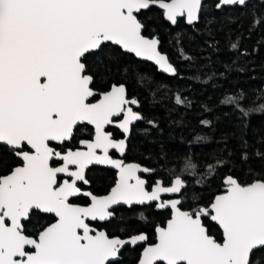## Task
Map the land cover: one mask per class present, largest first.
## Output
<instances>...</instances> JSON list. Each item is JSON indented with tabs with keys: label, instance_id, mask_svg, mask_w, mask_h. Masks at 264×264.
<instances>
[{
	"label": "snow or ice",
	"instance_id": "1",
	"mask_svg": "<svg viewBox=\"0 0 264 264\" xmlns=\"http://www.w3.org/2000/svg\"><path fill=\"white\" fill-rule=\"evenodd\" d=\"M248 3L216 0L214 7ZM152 6L172 25L178 18L193 25L205 0H0V150L19 161L0 175V264H119L126 245L147 240L143 234L121 239L99 230L97 222L113 219L121 205L170 211L138 264H264V164L257 170L249 163L264 161V153H250L246 140L239 145L240 163L260 178L241 184L226 177L223 194L208 205L190 197L180 168L170 170L175 178L167 186L156 181L149 191L138 173L150 169L111 154L126 153L131 126L142 117L123 85L97 96L87 60L110 42L176 75L158 51L159 40L142 34L146 24L138 17ZM246 99L241 92L221 103L247 115ZM177 103L184 101L178 96ZM109 125L124 137L114 139ZM177 163L184 170L196 167L191 158ZM94 165L116 170L107 195L81 187L90 185L87 171ZM81 198H87L83 205L73 203ZM186 198L192 202L184 209ZM42 219L48 223L40 225ZM29 226L37 229L32 235Z\"/></svg>",
	"mask_w": 264,
	"mask_h": 264
},
{
	"label": "trees",
	"instance_id": "2",
	"mask_svg": "<svg viewBox=\"0 0 264 264\" xmlns=\"http://www.w3.org/2000/svg\"><path fill=\"white\" fill-rule=\"evenodd\" d=\"M214 4L205 0L200 19L192 26L180 18L171 27L154 7L139 15L146 24L142 34L159 40V52L175 68L172 77L109 44L100 56L87 60L88 74L94 76L93 90L123 85L127 97L137 101L142 119L131 127L126 159L151 169L150 178L163 184L175 178L170 170L180 168L190 197L195 195L200 205H208L221 191L227 175L241 184L260 178L249 176L247 166L240 163L242 141L248 142L250 153L257 149L264 153V2L251 0L246 8L224 10L215 9ZM257 19L260 23H255ZM241 92L247 97V115L221 103L227 95ZM178 96L183 104L177 103ZM202 121H209V126ZM185 158H191L196 167L184 170L177 161ZM17 163L7 150H0V175ZM249 163L260 170L264 161ZM94 175L97 190L111 178L99 171ZM191 202L186 198L183 208ZM167 217L168 210L118 207L105 229L120 235L143 231L151 237L153 226L163 225ZM33 224H37L35 219ZM35 230L29 226V234ZM216 238L221 240L219 235ZM136 258L137 249L126 247L119 264H135Z\"/></svg>",
	"mask_w": 264,
	"mask_h": 264
},
{
	"label": "flooded vegetation",
	"instance_id": "3",
	"mask_svg": "<svg viewBox=\"0 0 264 264\" xmlns=\"http://www.w3.org/2000/svg\"><path fill=\"white\" fill-rule=\"evenodd\" d=\"M112 85H114V84H112ZM111 86V85H110ZM109 86V87H110ZM109 87L107 88V89H105V90H103V91H95L94 90V92L97 94V96H99V94H101V93H103L104 91H107L108 89H109ZM127 96V95H126ZM128 98V97H127ZM129 100H132L131 98H128ZM92 102H95V100H93ZM131 107H132V109H133V111H135V112H137L138 114H139V112H138V109H137V107H138V104H136V106L134 107V106H132V105H130ZM140 115V114H139ZM121 119H122V117H121ZM136 122H134L133 123V125L135 124ZM132 127V126H131ZM107 131H109V132H111L112 134H113V138L114 139H116V140H119V139H122L123 137H124V134L117 128V127H115V125H109V126H107ZM80 135H84V133L83 132H81L80 133ZM77 146H79V145H77ZM127 151V150H126ZM112 156H113V158H116V159H122L123 161H124V163H137V162H134V161H131V160H128V159H126V153L121 157L118 153H116L114 150L112 151ZM13 156V155H12ZM18 163H19V161H18ZM18 163L17 164H15V165H13L12 167H10V169L6 172V173H4V174H1V175H7V174H9L10 173V171L14 168V167H16L17 165H18ZM137 164H139V163H137ZM140 165V164H139ZM141 166H143V165H141ZM143 167H145V166H143ZM145 168H147V167H145ZM147 169H149V168H147ZM151 170V169H150ZM104 172L105 174H108V175H111V178L108 180V181H106L105 183H106V185H104V186H102L101 188H99V190H97V189H95L94 188V180H95V172ZM152 172V171H151ZM150 174L151 173H146V174H144V173H138V175H140V177L142 178V179H145L146 181H147V184H146V187H147V190H149L150 191V188H151V186H153L154 185V183L157 181V180H160V179H158V178H150ZM62 175V174H61ZM87 178L89 179V181H90V185H87V186H85V185H81V187H83V188H85V190H88V191H91L93 194H95V195H98V196H101V195H104V194H106L108 191H109V189H110V187L115 183V180H116V170L115 169H112V168H109V167H107V166H102V165H94V166H91L90 167V169L87 171ZM173 179V178H172ZM171 179V180H172ZM161 181V180H160ZM161 183H162V181H161ZM165 186L166 185H168V183L167 184H164ZM87 198H81V199H79V200H77V199H73V203H76V204H80V205H83L84 203H85V200H86ZM135 206V205H134ZM134 206H132V207H134ZM118 207H125V208H129V207H126V206H118ZM118 207H116V208H118ZM138 207H140V206H138ZM115 208V209H116ZM150 208H152L153 210H155V211H158L157 209H155V207L153 206V207H150ZM169 210H168V217H169ZM167 217V218H168ZM165 222V221H164ZM48 223V221L46 220V221H41V223H40V225H46ZM106 223H107V221L106 222H104L103 224H99L98 222H97V226H98V228H99V230H102V231H106V233L109 235V237H119V238H127V237H130V236H133V235H137V234H143V235H145L146 237H147V240L145 241V242H142V243H140V244H138L137 246H131V245H126L124 248H126V247H132V248H135V249H137V258H138V255H139V252H140V250L144 247V246H146V245H150V244H152L153 242H154V230H155V228L156 227H160V226H163V225H156L155 227L153 226V229H152V236L151 237H148L147 236V234L145 233V232H143V231H136V232H129V233H127V234H122V235H120V234H110V233H108V231L105 229L106 227H107V225H106ZM164 224V223H163ZM103 225H105V226H103ZM37 231V229L35 230V232ZM34 232V233H35ZM30 235H32V234H30ZM123 248V249H124ZM137 258H136V261H137ZM135 264H136V262H135Z\"/></svg>",
	"mask_w": 264,
	"mask_h": 264
},
{
	"label": "water",
	"instance_id": "4",
	"mask_svg": "<svg viewBox=\"0 0 264 264\" xmlns=\"http://www.w3.org/2000/svg\"><path fill=\"white\" fill-rule=\"evenodd\" d=\"M209 1H214L215 3H216V0H209ZM249 1H251V0H249ZM256 1H258L259 3H262V2H264V0H256ZM152 7H154V8H156L157 10H159L160 11V13H161V17H162V20L165 22V23H167L169 26H171V27H174V25H172L171 24V22H169V21H167V20H165L164 18H163V13H162V10H160L157 6H152ZM216 9V8H215ZM178 19H180V18H178ZM182 20H183V22L187 25V26H192V25H189L187 22H186V20L184 19V18H182ZM194 25V24H193ZM146 38H148V37H146ZM151 38H155V37H151ZM151 38H149V39H151ZM107 44H109V45H112V46H115L116 48H118L122 53H126V54H129V55H131L135 60H137V61H142V62H145V63H148V64H150V65H152L154 68H155V70L158 72V73H160V74H162V75H164V76H167V77H172V76H174V75H171V74H168V73H165V72H163L160 68H159V66L158 65H156L155 64V62L154 61H149V60H146V59H143V58H141V57H136L135 56V54H133V53H127V52H125L122 48H120L118 45H113V44H111L110 42L109 43H107ZM159 51V50H158ZM161 54H163V53H161ZM164 55V54H163ZM167 58V57H166ZM113 85H111L110 87H109V89L108 90H110V88L112 87ZM107 90V91H108ZM132 106H136V104L135 105H132ZM127 164H136V165H138V166H140V167H142V168H145V167H143V166H141V165H139V164H137V163H127ZM107 167H109V166H107ZM15 168V167H14ZM110 168V167H109ZM141 173H144V172H141ZM144 174H146V173H144ZM229 175H227V176H225L224 178H223V181L222 182H224V179L226 178V177H228ZM174 179V178H173ZM157 181H160V180H157ZM161 182V181H160ZM112 186H114V184L112 185ZM111 186V187H112ZM167 186V185H166ZM111 187H110V189H111ZM110 189H109V191H110ZM151 189H152V186H151V188H150V191H151ZM109 191L106 193V194H104V195H107L108 193H109ZM223 191H224V184H223V186L221 187V191L220 192H218V193H216V194H214V196L211 198V201L214 199V197L216 196V195H220V194H223ZM104 195H101V196H104ZM210 201V202H211ZM210 202L208 203V204H210ZM121 206H123V205H121ZM118 207V206H117ZM127 207V206H126ZM156 209V208H155ZM170 218V212H169V217L165 220V222H164V224H163V226H165L166 225V223H167V220ZM156 229V228H155ZM137 235H139V234H137ZM155 230H154V242H155ZM133 236H135V235H133ZM133 236H130V237H127V238H121V239H129V238H131V237H133ZM221 240H222V237H221ZM153 242V243H154ZM142 243V242H141ZM152 243V244H153ZM132 246V245H131ZM146 246H148V245H146ZM146 246H144V247H146ZM143 247V248H144ZM143 248L140 250V252H139V255H138V258H137V261H136V264H138V261H139V259H140V257H141V254H142V251H143Z\"/></svg>",
	"mask_w": 264,
	"mask_h": 264
}]
</instances>
